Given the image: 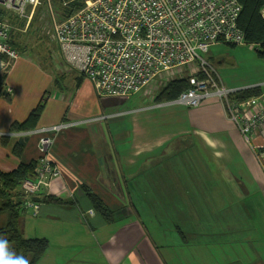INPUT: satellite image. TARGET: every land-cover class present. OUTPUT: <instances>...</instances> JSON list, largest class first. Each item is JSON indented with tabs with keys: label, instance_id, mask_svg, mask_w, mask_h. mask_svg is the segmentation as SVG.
Listing matches in <instances>:
<instances>
[{
	"label": "crops",
	"instance_id": "0c3cea01",
	"mask_svg": "<svg viewBox=\"0 0 264 264\" xmlns=\"http://www.w3.org/2000/svg\"><path fill=\"white\" fill-rule=\"evenodd\" d=\"M11 21L14 27L16 19ZM10 38L19 48L12 33ZM22 52L0 75L5 92L0 97V171L36 161L45 130L72 124L54 137L49 153L61 174L45 196L63 204L41 201L37 216L21 214L22 237L48 241L37 264H264V150L254 149L264 145L262 132L247 143L215 98L181 108L166 136H152L154 130L137 125L128 130L109 124L117 114H104L102 105L111 111L117 101L99 100L97 112L92 84L62 61L57 80L45 77L51 91L23 86L18 80L24 73ZM58 79L66 86L59 87ZM151 84L141 96L158 106ZM41 101L34 130L9 132ZM188 135L200 145L191 142L186 156L178 150L162 158ZM16 143L23 145L19 157L12 153ZM167 164L170 172L162 168ZM82 188L114 210L112 222L105 223L92 209ZM19 194V189L12 193L15 203L21 201ZM6 219L1 213L0 227Z\"/></svg>",
	"mask_w": 264,
	"mask_h": 264
},
{
	"label": "built area",
	"instance_id": "2783aa9c",
	"mask_svg": "<svg viewBox=\"0 0 264 264\" xmlns=\"http://www.w3.org/2000/svg\"><path fill=\"white\" fill-rule=\"evenodd\" d=\"M54 1L0 0V75L19 57L10 44L11 19L29 20L44 5L62 59L92 84L96 97L126 100L163 74L196 64L187 76L189 89L161 104L193 108L215 98L224 118L247 143L256 133L264 134V84L226 87L204 58L217 44L246 45L237 26L238 0H81L82 7L64 19L52 7ZM259 14L264 22V7ZM255 88L262 89L260 95L245 100L235 96ZM71 125L59 123L45 130L48 135L37 144L34 175L19 185L22 209L33 217L41 205L34 198L45 195L61 174L50 160L54 137ZM254 149L264 150V145Z\"/></svg>",
	"mask_w": 264,
	"mask_h": 264
},
{
	"label": "rangeland",
	"instance_id": "374dc122",
	"mask_svg": "<svg viewBox=\"0 0 264 264\" xmlns=\"http://www.w3.org/2000/svg\"><path fill=\"white\" fill-rule=\"evenodd\" d=\"M52 7L54 8L55 5L53 6L52 4ZM50 25L47 9L44 5H41L34 10L29 20L24 18L16 19L12 30V35H14L15 41L19 45V48L17 47L15 49L19 51V53L23 51L20 62L24 73L18 75V80L23 86L27 85L28 88L38 87L42 92L52 90L50 81L46 80L45 77L50 78L51 81L53 79L57 80V71L59 70L58 62L62 61L65 63L60 55L56 41L53 40ZM204 58L210 67L218 74L220 80L226 87L264 84V60L258 58L256 51L248 45L231 46L227 44H217L210 49V52L204 56ZM62 62L61 64H63ZM191 69L195 72L196 64L183 67L178 72L172 71L163 74L151 84L150 88H152L154 92L152 94L156 98L159 91L169 81L187 77L193 72ZM37 70L41 71L42 75H39ZM66 78H69V76H66ZM57 85L63 88L66 86V81L58 79ZM141 94L142 91L130 97L127 101L115 99L117 101H115L116 104L119 106L111 111L102 105L105 109L102 112L104 114L108 112L117 114L115 118H111L109 124L120 123V125H123L128 130L131 129L132 125H137V127L140 128L146 127L154 130L152 136H166V132H170L175 128V114L182 110L181 108L185 107L176 105L167 106L164 104L154 106L149 100L144 102V97L141 96ZM95 99L97 102V112H99L101 106L99 100L103 99L98 97ZM123 101L125 103L120 105ZM153 101L157 103L155 99ZM149 105L153 106V108L149 110L141 109ZM188 136L189 137L182 138V141H177V144L169 151L166 150V153L162 154L161 152L162 158L167 157V159H169L168 157L172 152H178V150L185 154L186 147H188L191 142L199 144V139L195 136ZM186 155L187 154H185V156ZM180 159L184 162L187 161L185 157ZM162 168L166 172H170L169 164Z\"/></svg>",
	"mask_w": 264,
	"mask_h": 264
},
{
	"label": "trees",
	"instance_id": "16d2710c",
	"mask_svg": "<svg viewBox=\"0 0 264 264\" xmlns=\"http://www.w3.org/2000/svg\"><path fill=\"white\" fill-rule=\"evenodd\" d=\"M63 2H66L63 5ZM241 5V13L237 20V26L242 31L245 44L255 45V51L257 57L264 60V22L260 17V9L264 7V0H238ZM55 10L58 13L60 19H64L78 11L83 3L81 0H61L54 1ZM13 47H17L14 41H10ZM233 46V45H231ZM202 79V76H199ZM3 78L1 79L2 82ZM189 89L187 77L181 79H174L169 81L158 93L155 98L157 103H164L173 101L182 92ZM264 89V88H263ZM4 92V86L0 83V97ZM262 92L261 88H255L252 90L241 91L236 94V98L239 100H245L247 98L258 96ZM42 104L37 105L35 109L31 111L28 118L21 124H12L9 128V132H28L34 130L38 117L42 111ZM8 138H2L1 143L6 145ZM23 145L16 143L12 149L13 155L20 156V151ZM36 167V161L29 163H20L18 167L10 172L0 171V214L7 216L5 224L0 227V241L6 242V253L8 258H23L27 260L28 264H37L39 259L44 255L48 248V241L43 238H31L24 239L20 230V218L21 214L25 212L22 209L23 196L20 193L21 201L15 203L12 199V193L17 191L22 180L32 178ZM83 193L87 197L91 204L92 209L103 219L105 223L113 221L114 210L109 209L95 194L89 190L82 188ZM42 200L34 198L37 202L63 204L62 201L53 198L52 196L41 195ZM40 196V197H41ZM120 210V207L117 208ZM180 234L183 236L182 232ZM185 239V236H183Z\"/></svg>",
	"mask_w": 264,
	"mask_h": 264
},
{
	"label": "clouds",
	"instance_id": "9594fccd",
	"mask_svg": "<svg viewBox=\"0 0 264 264\" xmlns=\"http://www.w3.org/2000/svg\"><path fill=\"white\" fill-rule=\"evenodd\" d=\"M0 264H28V262L23 258H8L6 242L0 241Z\"/></svg>",
	"mask_w": 264,
	"mask_h": 264
},
{
	"label": "water",
	"instance_id": "95a60500",
	"mask_svg": "<svg viewBox=\"0 0 264 264\" xmlns=\"http://www.w3.org/2000/svg\"><path fill=\"white\" fill-rule=\"evenodd\" d=\"M5 94V92H2V95Z\"/></svg>",
	"mask_w": 264,
	"mask_h": 264
}]
</instances>
